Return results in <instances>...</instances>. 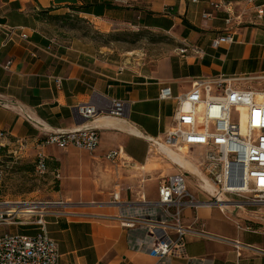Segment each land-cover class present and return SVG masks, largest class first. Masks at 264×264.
<instances>
[{
    "label": "crops",
    "instance_id": "0c3cea01",
    "mask_svg": "<svg viewBox=\"0 0 264 264\" xmlns=\"http://www.w3.org/2000/svg\"><path fill=\"white\" fill-rule=\"evenodd\" d=\"M88 5H96L89 8L101 16L79 15L99 31L134 27L151 34V46L144 52L109 49L78 38L61 42L41 31L36 19L43 10L63 15L70 7ZM228 29L234 42L213 49L212 40ZM7 30L14 33L9 40ZM7 63V69H0V131L9 136V155L26 158L33 153L35 158L41 152L59 163L58 191L51 202L64 206L45 217L57 244L58 264H168L134 250L127 231L109 218L118 209L107 203L115 193L123 201L133 200L139 181L135 189H125L120 181L134 175L122 174L151 163V141L162 140L171 124L176 101L159 100L162 88L176 98L195 80L222 78L241 90H264V19L244 0H0V65ZM91 90L129 101L128 120L101 117L88 123L100 134L93 154L38 147L47 133L85 126L74 120L73 108L87 102ZM112 150H120L124 159L117 166L104 158ZM169 157L178 167H191L179 154ZM42 210L38 207L36 215ZM35 216L0 226V235H34ZM183 222L191 230L186 258L170 264H264L261 224L253 231L237 229L232 211L222 215L207 206L186 211Z\"/></svg>",
    "mask_w": 264,
    "mask_h": 264
},
{
    "label": "built area",
    "instance_id": "2783aa9c",
    "mask_svg": "<svg viewBox=\"0 0 264 264\" xmlns=\"http://www.w3.org/2000/svg\"><path fill=\"white\" fill-rule=\"evenodd\" d=\"M244 2L253 6L259 19H264V1L259 5H254L255 0ZM209 17L203 14V18ZM225 24L230 26L231 19ZM6 35L9 40L14 33L7 30ZM19 36L27 38L25 34ZM233 42V34L228 29L226 35L212 40L211 47L217 49ZM181 53H187V50L183 49ZM9 65H0V69H7ZM227 81L222 78L198 79L186 94L176 98L168 87L159 91V100H175L176 108L162 140L151 141V144L156 147L160 142L170 149L194 150L199 158L190 161L196 169L195 175L177 166L176 172L161 178L152 199L143 189L144 181L133 200L123 201L118 193L112 195L107 205L116 207L118 214L109 218L127 231L134 250L168 264L183 260L186 258V237L191 232L183 222L186 211L200 206L217 208L222 214L228 208L264 209V90H241ZM130 112L129 101L109 98L91 90L88 101L73 108L74 120L85 126L47 133L37 141V146H55L61 150L74 148L93 154L99 147L100 134L97 127L88 123L101 117L128 120ZM8 137L0 131V158L5 152L9 154ZM104 158L113 166L124 161L120 150H112ZM45 160L43 153L35 155L34 169L39 176L48 172ZM187 174L194 176L192 188L196 193L188 187ZM54 177H58L57 172ZM4 178L5 170L0 165V226L31 220L38 207L43 210L35 216L33 223L37 231L34 235H0V264H58L57 244L48 234L45 217L54 207L64 206V203L7 201L3 195ZM27 206L35 213L27 215Z\"/></svg>",
    "mask_w": 264,
    "mask_h": 264
},
{
    "label": "rangeland",
    "instance_id": "374dc122",
    "mask_svg": "<svg viewBox=\"0 0 264 264\" xmlns=\"http://www.w3.org/2000/svg\"><path fill=\"white\" fill-rule=\"evenodd\" d=\"M55 16H59V18H54ZM39 23L41 24V31L61 42L78 38L109 49L119 47L139 48L144 52L151 46V34H148L146 31L135 30L134 27L116 25L115 32H101L88 19L71 12L63 15L55 13L43 14ZM232 118L236 120L235 115ZM48 148L52 149L55 146H48ZM172 150L174 153L181 155L191 165L190 168H181L195 175V167L191 162L199 158L198 153L187 149H181L180 151H177V149ZM34 159L33 153H30L26 158L14 157L6 152L2 154L0 165L5 170L3 195L7 201L22 203H45L52 201V193L58 191V180L54 178L55 173L49 169L45 175H37L34 169ZM127 171L122 175L124 177L134 175L133 178L129 180L122 179L120 184L125 189H135L138 184L136 182L139 181V185H141V181L144 179V184H142L143 189L149 198H153L156 194L158 182L162 177L176 172L177 166L174 164L172 157H168L163 150L152 145L151 163L144 170L134 169ZM192 175L187 174V179L189 180L188 187L192 192L196 193L192 188V184H195L194 176ZM81 204L80 206H84L83 203ZM89 205L96 204L92 203ZM229 211H232L236 215V220L239 222L236 223L238 227H250L255 230L258 229L260 224L261 227H264L262 226L264 225V209L250 208L241 211L230 208L225 210L222 215H226Z\"/></svg>",
    "mask_w": 264,
    "mask_h": 264
},
{
    "label": "trees",
    "instance_id": "16d2710c",
    "mask_svg": "<svg viewBox=\"0 0 264 264\" xmlns=\"http://www.w3.org/2000/svg\"><path fill=\"white\" fill-rule=\"evenodd\" d=\"M89 6H96V5H88V6H79V7H70V11L71 13L73 14H79V13H85V14H93L95 16H101L100 15V11L99 10H95V11H91ZM52 10L51 9H47V10H43V11H40L36 17V19L38 21L41 20V16L43 14H49L51 13ZM54 18H59V16H55ZM45 164L48 168V170L50 169L52 172H57L58 168H59V163L57 161H55L53 158H46L45 160Z\"/></svg>",
    "mask_w": 264,
    "mask_h": 264
},
{
    "label": "bare ground",
    "instance_id": "6f19581e",
    "mask_svg": "<svg viewBox=\"0 0 264 264\" xmlns=\"http://www.w3.org/2000/svg\"><path fill=\"white\" fill-rule=\"evenodd\" d=\"M155 142V141H154ZM159 144V146H156V147H158V148H160L161 150H163V151H166V155L169 157V155H176V156H178V154H173L174 152H173V150L172 149H170L169 147H166L165 145H163V144H161L160 142L158 143ZM171 150H172V153H171ZM181 149H178L177 151H180ZM26 211H25V213H27V215H31L32 213H35V211L34 210H32V207L31 206H27L26 208ZM222 210L224 211V209L222 208Z\"/></svg>",
    "mask_w": 264,
    "mask_h": 264
}]
</instances>
